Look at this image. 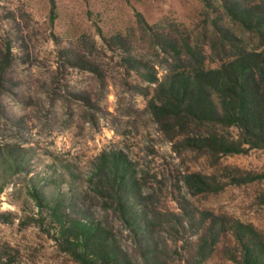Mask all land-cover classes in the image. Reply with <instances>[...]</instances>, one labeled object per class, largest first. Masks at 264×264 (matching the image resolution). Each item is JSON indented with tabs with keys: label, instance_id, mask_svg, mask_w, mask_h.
<instances>
[{
	"label": "rangeland",
	"instance_id": "rangeland-1",
	"mask_svg": "<svg viewBox=\"0 0 264 264\" xmlns=\"http://www.w3.org/2000/svg\"><path fill=\"white\" fill-rule=\"evenodd\" d=\"M263 5L0 0V264H78L55 211L100 223L133 264H264V149H198L158 91L194 54L215 69L224 47L263 50L226 9Z\"/></svg>",
	"mask_w": 264,
	"mask_h": 264
},
{
	"label": "trees",
	"instance_id": "trees-1",
	"mask_svg": "<svg viewBox=\"0 0 264 264\" xmlns=\"http://www.w3.org/2000/svg\"><path fill=\"white\" fill-rule=\"evenodd\" d=\"M226 9L232 22L261 36L264 5L251 11L245 7L226 6ZM175 51L181 60L184 51L181 47ZM223 52L227 57L215 69L206 68L196 54L194 62L170 67L158 85L161 102L170 110L176 126L194 133L193 144L200 150L231 155L264 149V49L226 53L224 47ZM201 128L204 134L200 133ZM232 128L238 130L237 136L230 131ZM114 168L115 181H121L118 183L121 185L125 179V162ZM124 197L118 199L120 214L129 224L140 227H136V232H148L149 227L134 218L135 214L128 208L129 200ZM54 213L64 251L78 264H133L100 223L88 219L67 221L57 211Z\"/></svg>",
	"mask_w": 264,
	"mask_h": 264
}]
</instances>
